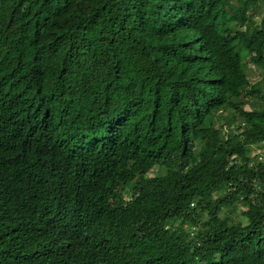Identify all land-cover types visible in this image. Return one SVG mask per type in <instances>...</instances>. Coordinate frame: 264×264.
<instances>
[{
  "label": "trees",
  "instance_id": "16d2710c",
  "mask_svg": "<svg viewBox=\"0 0 264 264\" xmlns=\"http://www.w3.org/2000/svg\"><path fill=\"white\" fill-rule=\"evenodd\" d=\"M262 4L0 0V264H264Z\"/></svg>",
  "mask_w": 264,
  "mask_h": 264
},
{
  "label": "rangeland",
  "instance_id": "374dc122",
  "mask_svg": "<svg viewBox=\"0 0 264 264\" xmlns=\"http://www.w3.org/2000/svg\"><path fill=\"white\" fill-rule=\"evenodd\" d=\"M264 7V4L261 5V7L259 8V13L262 11ZM256 19H260L261 13L259 14ZM247 75L249 78V81L251 84H255L257 85L259 88L262 89V91H264V76L261 74L260 70H257L256 67L250 65L249 69L247 70ZM250 99V98H249ZM252 100V99H250ZM232 116L231 113H226L225 118L226 119H230ZM222 121V120H221ZM228 132V130L226 131V133ZM264 151V144H260L258 146H254L251 147V153L254 155L257 154H263ZM155 173V170L150 174L153 175ZM221 217H228V219L231 222H242L244 223V218L242 217L241 213H240V207L237 205L236 207L228 210L227 212L224 213H220Z\"/></svg>",
  "mask_w": 264,
  "mask_h": 264
},
{
  "label": "built area",
  "instance_id": "2783aa9c",
  "mask_svg": "<svg viewBox=\"0 0 264 264\" xmlns=\"http://www.w3.org/2000/svg\"><path fill=\"white\" fill-rule=\"evenodd\" d=\"M254 159L256 161H263L264 160V155L263 154H257Z\"/></svg>",
  "mask_w": 264,
  "mask_h": 264
},
{
  "label": "clouds",
  "instance_id": "9594fccd",
  "mask_svg": "<svg viewBox=\"0 0 264 264\" xmlns=\"http://www.w3.org/2000/svg\"><path fill=\"white\" fill-rule=\"evenodd\" d=\"M223 129H224V133L227 131V128H226V126H224L223 127ZM261 154V153H260Z\"/></svg>",
  "mask_w": 264,
  "mask_h": 264
}]
</instances>
